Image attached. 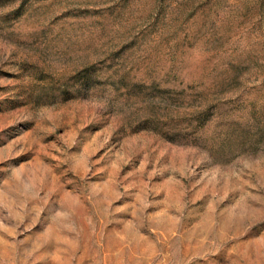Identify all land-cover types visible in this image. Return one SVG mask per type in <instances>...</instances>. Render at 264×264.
Listing matches in <instances>:
<instances>
[{
  "label": "rangeland",
  "instance_id": "1",
  "mask_svg": "<svg viewBox=\"0 0 264 264\" xmlns=\"http://www.w3.org/2000/svg\"><path fill=\"white\" fill-rule=\"evenodd\" d=\"M0 264H264V0H0Z\"/></svg>",
  "mask_w": 264,
  "mask_h": 264
}]
</instances>
